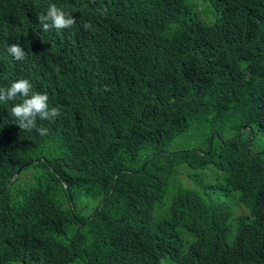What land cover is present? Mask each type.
I'll return each mask as SVG.
<instances>
[{"label":"trees","instance_id":"trees-1","mask_svg":"<svg viewBox=\"0 0 264 264\" xmlns=\"http://www.w3.org/2000/svg\"><path fill=\"white\" fill-rule=\"evenodd\" d=\"M148 1L159 5L163 0ZM204 1V10L196 11L200 22L194 30H185L189 19L182 17L172 34L160 10L149 23L141 24L138 39H133L130 48L110 56L113 64L122 60L121 66L128 70H117L113 65L106 71L98 63L73 65L65 77L51 83V89L62 95L96 89V94L87 89L74 97L72 117L84 129L83 141L77 147L87 149L102 143L108 158L104 159V154L86 168L85 175L98 184V211L86 215L76 208L74 215L67 211L65 220L46 224L48 233L61 240V250L51 252L54 248L40 247L34 251L33 256L40 257L42 263L45 256H50L53 260L46 264H117L122 251L127 261L145 254L157 264H204V248L213 242L211 234L221 228L209 223L197 192L200 186L194 183L196 174H190V183L183 182L177 174V145L207 148L216 124L231 123L236 127L242 122V126L251 124L253 156L241 155L237 161L244 158L246 162L235 168L231 164L236 160L221 164L213 157V150L206 158L221 171H232L228 189L238 192L247 205L254 204L256 218L248 216L239 222L237 236H244L228 264H264V0ZM122 16L128 24L131 14ZM43 51L50 50L45 46ZM224 58L246 81L242 95L237 92L228 102L214 86L220 79L212 61L219 63ZM253 62V70L247 68ZM167 66L174 71L173 86L168 93H158L162 100L151 120L129 117L122 106L125 89L142 85L151 90ZM44 67L48 66L38 64L27 72L38 73ZM203 70H210L211 77ZM104 76L117 91L120 103L114 97L101 96L97 83ZM237 80L236 76L231 83ZM45 85L46 82L35 88L44 89ZM131 107L126 106L128 111ZM197 130H203L202 134ZM14 155L22 159L19 148ZM3 168L13 172L10 161H0ZM230 179L253 181L237 185ZM255 202L261 207V220ZM179 204L182 208L177 212L184 211L175 214ZM175 218L182 222L176 223ZM198 228L200 238L195 239L190 230ZM125 234L122 244L117 243ZM163 254L170 258L165 260Z\"/></svg>","mask_w":264,"mask_h":264},{"label":"clouds","instance_id":"clouds-1","mask_svg":"<svg viewBox=\"0 0 264 264\" xmlns=\"http://www.w3.org/2000/svg\"><path fill=\"white\" fill-rule=\"evenodd\" d=\"M204 5V0H163L159 5L148 0H0V161H10L13 166L12 173L6 168L0 169V264H46L48 260L50 263L53 260L50 256H45V263L33 256L40 247L54 248L51 252L61 250V240H55L45 225L65 220L68 210L72 215L77 212L76 208L86 215L98 211V184L85 174L95 159L104 154V159L108 158L107 150L99 142L87 149L77 147L83 141L84 129L72 117L77 92L89 89L96 94V89L85 88L62 95L51 89V83L65 77L73 65L98 63V67L106 71L113 65L117 70H128L121 66L122 60L113 64L110 56L129 49L133 39H138L137 29L149 23L157 10L173 34L182 17L189 19L185 30H194L200 22L196 11H203ZM123 14H131L128 24ZM202 16L205 18L204 14ZM45 46L50 51L44 52ZM212 62L220 79L214 86L221 97L228 102L237 92L241 96L246 81L233 71L230 61L224 58L219 63ZM38 64L48 67L38 73L27 72ZM254 65L255 62L247 68L253 70ZM168 67L151 90L142 85L125 89L126 101L122 106L129 117L145 122L151 120L162 100L158 93H168L173 86L174 71ZM202 72L211 77L210 70ZM236 76L237 83H231ZM44 82V89L35 88ZM97 87L102 97H114L119 102L118 93L106 76L99 80ZM178 97L179 90L177 101ZM128 104L132 106L130 111L126 108ZM241 124L236 127L231 123L216 124L207 148L177 145L178 156L174 159L177 174L182 177L187 173V169L181 167L192 168L209 223L221 228L211 234L213 242L204 248V264H228L244 236H237L239 222L248 216L256 218L254 204L247 205L238 192L228 189L233 172L221 171L206 158L213 150V157L221 164L236 160L231 164L233 168L237 164L244 165V158L237 159L243 154L253 156V133L250 123ZM197 132L202 134L203 130ZM18 148L22 159L15 158ZM200 157L203 159L198 161ZM20 161L24 164L20 165ZM230 181L243 185L253 179ZM255 204L259 207L257 202ZM226 206L229 209H225ZM179 208L182 204L176 206L175 214L184 211L177 212ZM256 214L261 220V207L256 209ZM175 222L182 220L175 218ZM200 230L191 229L190 234L199 239ZM125 236L116 242L122 244ZM261 241L264 242V235ZM119 254L123 257L118 258L117 264H157L145 254L130 257L128 261L122 251ZM163 257L167 260L170 255L163 254Z\"/></svg>","mask_w":264,"mask_h":264},{"label":"rangeland","instance_id":"rangeland-1","mask_svg":"<svg viewBox=\"0 0 264 264\" xmlns=\"http://www.w3.org/2000/svg\"><path fill=\"white\" fill-rule=\"evenodd\" d=\"M181 168H185V169H187V173L186 174H183L182 175V179H183V182H187V181H189V179H190V174H191V172H192V168L191 167H181ZM196 184V186H197V183H195Z\"/></svg>","mask_w":264,"mask_h":264}]
</instances>
